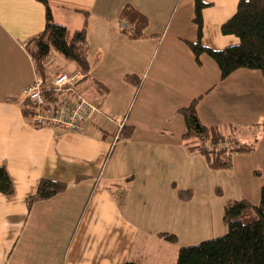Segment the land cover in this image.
I'll use <instances>...</instances> for the list:
<instances>
[{"label":"crops","instance_id":"crops-1","mask_svg":"<svg viewBox=\"0 0 264 264\" xmlns=\"http://www.w3.org/2000/svg\"><path fill=\"white\" fill-rule=\"evenodd\" d=\"M204 1V46L237 45L221 27L240 0ZM47 2L56 24L86 28L90 69L82 87L100 114L85 135L30 124L21 94L37 74L26 47L44 31L46 9L37 0H0V168L15 189L0 194V264H177L182 247L224 236L226 206L261 198L262 74L239 70L221 80L208 56L196 64L186 44L197 41L194 0ZM127 5L148 17L146 33L154 36L121 33ZM194 100L203 125L220 127L236 143L258 141L256 149L233 155L231 168L219 171L189 152L179 111ZM121 125L133 128L132 138L121 139ZM44 179L67 188L29 208ZM181 190L192 200H180Z\"/></svg>","mask_w":264,"mask_h":264},{"label":"trees","instance_id":"trees-1","mask_svg":"<svg viewBox=\"0 0 264 264\" xmlns=\"http://www.w3.org/2000/svg\"><path fill=\"white\" fill-rule=\"evenodd\" d=\"M46 9V24L44 31L29 41L26 49L32 58L36 74L46 79L50 75V59L61 56L67 62L74 64L75 73L84 76L81 84L88 81L90 46L86 39V28L81 31H70L56 24L47 0H37ZM197 27V41L186 42L194 55L196 64L201 66L203 55L211 58L218 66L221 80H225L239 70L259 71L264 78V0H240L236 14L224 23L221 32L224 36L236 37L239 43L221 50L204 46L203 12L210 7L204 0H194ZM120 21L121 33L130 40H140L154 35H147L148 17L132 5L123 8ZM129 80V79H128ZM132 82L139 86L138 80ZM101 88V87H99ZM84 92L85 88L81 87ZM107 95L105 90L102 99ZM49 97V96H47ZM199 100H194L190 106L179 111L185 121L186 131L183 139L189 152L197 153L206 159L214 171L228 170L232 166L231 158L235 154L252 153L257 143L248 145L236 143L225 145L230 140L223 129L216 126H205L197 114ZM24 115L29 117L28 104H24ZM264 128V123H263ZM121 139L128 140L133 136L132 127H123ZM257 174V173H256ZM67 188L66 184L51 180H41L36 193L27 198L28 207L36 202L49 200ZM14 186L7 170L0 168V194L13 196ZM180 200L189 202L193 193L187 190L178 192ZM223 222L227 227L224 236L206 240L198 245L182 247L179 250L177 264H264V185L261 188V198L258 204L248 199L230 202L224 211ZM166 240L177 243L172 235H163ZM126 264H138L128 262Z\"/></svg>","mask_w":264,"mask_h":264},{"label":"built area","instance_id":"built-area-1","mask_svg":"<svg viewBox=\"0 0 264 264\" xmlns=\"http://www.w3.org/2000/svg\"><path fill=\"white\" fill-rule=\"evenodd\" d=\"M83 79L80 73H51L46 79L37 75L21 94L22 102L27 103L30 110V124L37 129H62L72 134H87L100 110L81 90ZM123 127L119 126V134Z\"/></svg>","mask_w":264,"mask_h":264},{"label":"rangeland","instance_id":"rangeland-1","mask_svg":"<svg viewBox=\"0 0 264 264\" xmlns=\"http://www.w3.org/2000/svg\"><path fill=\"white\" fill-rule=\"evenodd\" d=\"M56 58H57L56 62L53 65L51 64V67H50L51 73H54L53 71H57L59 73L72 74L73 67H75L74 64L67 62L61 56H58ZM86 98L89 99L88 95H86ZM89 100H91V99H89ZM231 142H232L231 140H228V141H226L225 145H230Z\"/></svg>","mask_w":264,"mask_h":264}]
</instances>
